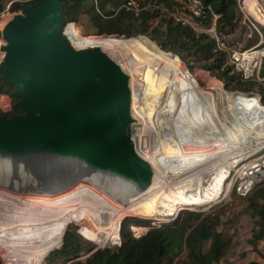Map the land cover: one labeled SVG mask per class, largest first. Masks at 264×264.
<instances>
[{
    "label": "bare ground",
    "instance_id": "obj_1",
    "mask_svg": "<svg viewBox=\"0 0 264 264\" xmlns=\"http://www.w3.org/2000/svg\"><path fill=\"white\" fill-rule=\"evenodd\" d=\"M262 10L252 11L256 23L264 24ZM98 36L96 42H100ZM103 49L120 56L126 62L120 63L125 71H133L132 109L139 114L135 125L142 128H137L134 139L138 149L145 140L143 129L153 133L157 143L152 152L142 155L154 167L155 176L149 187L140 189L77 163L58 161L38 164L48 171L54 168V174L60 169L38 184L36 180L11 183L9 176L0 175L10 180L0 181V207L9 211L0 213L4 219L0 220V242L21 264H39L60 225L71 218L93 223L94 228L80 229L87 239L117 243L120 222L128 214L161 217L171 215L178 206L210 202L224 190L231 170L264 148V106L258 107V94L235 93L229 100L233 109L220 114L218 97L190 86L176 59L149 64L132 45ZM148 49L152 51L151 46ZM125 52L131 60L124 57ZM9 165L0 163V174H12L19 166L12 164L13 170Z\"/></svg>",
    "mask_w": 264,
    "mask_h": 264
},
{
    "label": "water",
    "instance_id": "obj_2",
    "mask_svg": "<svg viewBox=\"0 0 264 264\" xmlns=\"http://www.w3.org/2000/svg\"><path fill=\"white\" fill-rule=\"evenodd\" d=\"M65 11L63 0H35L3 28L0 79L23 112L0 116V163L40 182L60 169L38 164L77 163L145 189L155 169L134 139L130 75L99 45L76 48Z\"/></svg>",
    "mask_w": 264,
    "mask_h": 264
},
{
    "label": "trees",
    "instance_id": "obj_3",
    "mask_svg": "<svg viewBox=\"0 0 264 264\" xmlns=\"http://www.w3.org/2000/svg\"><path fill=\"white\" fill-rule=\"evenodd\" d=\"M10 1L12 0H0V11ZM140 1L158 5L160 8L177 4V0ZM203 1L206 5H210L215 13L220 15L219 25L222 29L232 30L235 27L239 19L236 0ZM63 2L66 8L65 15L68 20L65 31L71 42L73 41L71 37L73 34L72 36L77 44L86 43L89 45L88 47L92 46L89 43L88 36L79 32L80 26L76 23L80 22L81 15H86L89 22L97 29L98 34H119L131 38L108 41L107 43L110 46L115 44L132 45L137 48L145 59H149L154 50L150 52L148 46L143 47L147 43H153L147 40L149 39L159 45L162 50L177 54L178 56L165 52V54L156 53L165 62L171 58L176 59L180 64L176 63L182 69L190 86H192V81L186 73V66L188 64L192 66L193 62L199 63L202 61L204 67L218 75L229 91H253L250 88H255L256 86H260L261 90L263 88L259 82H244L237 75H229L227 70L221 71L223 57L212 51L213 44L207 37L195 35L188 28L174 24L171 21L167 22L165 27V17L161 18L159 25L151 28L153 18H159L158 16L161 15L160 8L144 11L142 15L135 17L124 10L115 14V10H112V8H117L120 3L113 0H63ZM110 2H113L111 9L107 7ZM22 5V3L13 2L11 9L13 11L19 10ZM154 46L160 50L155 44ZM75 47L79 48L78 46ZM182 59L185 60L187 65ZM213 82L218 98L226 99L220 96L234 93L225 91L221 81L214 80ZM0 87L8 90L12 88V97L15 101L11 111L5 112L0 109V116L3 114L11 116L16 113H22L23 111L18 104L19 98L15 95L14 88L4 83L1 79ZM206 92L216 96L211 91L206 90ZM232 98L233 96L227 99L230 100ZM245 212L254 218L255 227L250 239H248V243L256 248L259 242L264 239V185L255 189L248 197ZM229 220H233L232 217H229ZM133 223L150 225L148 221L136 218L125 219L120 228V246L115 249L110 247L99 248L83 259L80 257L82 256L84 245L86 242L89 244V242L76 230L69 228L64 233L68 223H62L58 234L53 239L52 245L42 252L41 258L54 247L60 245L62 236L61 247L51 253L50 258L54 259L58 256H64L68 261L73 260L69 264H221L223 253L227 248L224 233L218 230V225L221 221L220 216L217 214L212 216V214H205L204 212L184 210L173 222L162 224L159 227H151L140 238H135L131 232L130 226ZM7 254L14 260L12 254ZM241 254H245V252ZM0 264L2 263L0 262Z\"/></svg>",
    "mask_w": 264,
    "mask_h": 264
},
{
    "label": "rangeland",
    "instance_id": "obj_4",
    "mask_svg": "<svg viewBox=\"0 0 264 264\" xmlns=\"http://www.w3.org/2000/svg\"><path fill=\"white\" fill-rule=\"evenodd\" d=\"M259 5L262 7L259 8ZM260 9L261 10L264 9V0H250L251 21L253 24H255L259 28V30L264 35V24L258 23V22L256 23L255 17L252 14V11H258L259 12ZM167 22H169V21L166 19V23L164 25L165 27L167 26ZM76 23L79 24V26H80L78 29L79 32L86 34L88 36L89 43L92 46L99 45L100 47L103 48V47L108 45V43H107L108 41L131 39V38L125 37L123 35L107 36V35L102 34L103 36H100V34H98V32H97V29L89 22V19L86 15H81L80 16V22H76ZM160 23H161V18L160 17L159 18L154 17L152 22H151V28L159 25ZM164 26H163V28H164ZM70 33H72V32H70ZM96 34L99 35L97 37V39H99L100 42H96L94 40V38L96 37ZM72 35H71V37L73 38L72 42H73L74 46H78L79 48H87L89 46L86 43L77 44L76 40H74V37ZM142 36H144V35H142ZM260 39H261L260 33L257 32L256 30H254L251 33L250 45L258 42ZM147 40L153 42L161 50L160 51V50L156 49L153 43H147V44L143 45V47L151 46L155 52L154 53L151 51L152 55L149 57V59H146V61L149 64L156 63L157 61H159L161 64H167L163 60V58L156 53L163 54L165 52L167 54H175L172 52H166V51L162 50L154 41L149 40V39H147ZM128 54L129 53H126V55L124 57L129 58ZM110 55L115 60H117L118 62L123 63V64L126 63L123 59H121L120 56H117L116 54H113V53ZM176 56H178V55H176ZM182 60L185 62L184 59H182ZM185 65H187V63ZM186 69H187L186 73L188 74V76L190 77V79L192 81V86L198 92L208 94V95H212L209 92H206V90H207V91H211V92L215 93L217 96V91L213 87V84H214L213 81L218 80V81L222 82V80L218 77V75H216L215 73H213V72L209 71L207 68H205L204 63L202 61L199 63L193 62L192 66H190L188 64L186 66ZM261 73L263 76L264 75V66L262 68ZM132 74H133V71L129 73L130 81H131ZM261 85L263 87L262 90H261L260 86H256L255 88H250V90L251 89L253 90L252 92L258 93L261 96L260 103L257 102L258 107L264 106V83ZM222 86H223V89L225 91H228L229 93L235 92V91L227 90L223 82H222ZM9 89L10 90L0 87V106L4 107L7 104H8L7 108L14 106L15 101L12 97L13 96L12 95L13 94L12 88H9ZM234 94L235 93H231L230 95L220 96V97H224L226 99L218 98V106H219L220 114L226 113L227 112L226 109L227 110H231L230 108L233 109V106H231V103H229V100L227 98L234 96ZM250 99H252L253 101H256V97L254 95H250ZM4 103H7V104H4ZM146 113H147V111H146ZM132 114H133L134 118H137L139 116L136 109H132ZM134 127H135L134 134H137L136 130H137V128H141V126L134 124ZM142 136L144 137L143 140L144 139L145 140H144V143L138 144V151L141 154H146L147 152H152L154 145H156V143H157L156 139H153L154 138L153 133L149 129H143ZM145 142L146 143L148 142V143L146 144ZM250 154L251 155L248 158L244 159V161H241L239 164H237L231 170L232 174H231L230 178L228 179V181L226 182V184L224 186V190L222 191V193L220 195H217L213 199H211L210 202L204 203L202 205L200 204V205L178 206L177 209L171 215L161 216V217L160 216H157V217L156 216H145V214H143L141 212L140 213H133L132 215L128 214L121 220L120 224L122 225V222L127 218H136V219L148 221L150 223V225H146V226H151V225H153L152 223H154V225L156 224V226L159 224L161 226L162 224H167V223L173 222L177 218V216L184 210L204 212L205 214H212V216L217 214L220 216V221H221V223L218 225V230L221 231L222 233H224L225 243L227 246V248L225 249V251L223 253V258H222L221 264H264V239L261 242H259V245L256 248L252 247L250 245V243H248V241H249L248 239H250V235L253 233V229L255 227L254 218H252L250 215H248L245 212L246 201H247L248 197L243 198V197L239 196L235 192L234 186H233V178H234L235 171L238 168H240L241 166H243L249 162H252L255 159L260 158L262 155H264V148L258 150L257 152L253 151ZM0 175H6V177L9 176L11 179V183H13V182H15V183L20 182L21 183L22 181L25 182V180L26 181L30 180V182H31L32 180H36V176L34 175V173L30 170L27 171L26 169L14 170L12 172V174L10 172L3 174V172H2ZM6 177L2 176L0 178V181L5 180L7 182L8 179H6ZM8 181H10V180H8ZM38 182L39 181L36 180L35 183L38 184ZM230 184H232V187L229 186ZM263 185H264V181L258 187L263 186ZM1 189L2 188H0V191H1ZM2 196H4V195L2 194ZM1 212H4V215L9 213V211H5L2 209V207H0V213ZM229 217H232L233 220H229ZM0 220L4 221L3 218H0ZM65 223H68L65 232L69 228L76 230L86 241L89 242V244L86 242V244L84 245V250L82 252V256L80 257L81 259L87 257L89 254H91L92 252H94L95 250H97L99 248L110 247V248L115 249L118 246H120V244H121V241H118V240H117V243H116V241L112 242L111 240H108L106 243H99V242H94V241H91L90 239H87L85 236H83L81 234V230H80L82 227H84V225H88V226L94 228L93 223L87 219L78 220L77 218H71L69 220V222L67 221ZM0 224H3V223L0 222ZM141 226H145V225H141ZM119 236H120V231H119ZM62 239H63V236H62ZM62 239H61V243L59 246L54 247L43 258L40 259L39 264H67L70 262L64 256H58L54 259L50 258L51 253H53L54 251H56L57 249H59L61 247L62 242H63ZM243 252H245V254H241ZM0 262L2 264H6V263L7 264H21L19 261L13 260L9 257V254H7L6 247L4 245H2L1 242H0Z\"/></svg>",
    "mask_w": 264,
    "mask_h": 264
},
{
    "label": "built area",
    "instance_id": "obj_5",
    "mask_svg": "<svg viewBox=\"0 0 264 264\" xmlns=\"http://www.w3.org/2000/svg\"><path fill=\"white\" fill-rule=\"evenodd\" d=\"M115 1L120 3L117 8H112V10H115V14L124 10L133 14L135 17H139L144 11L160 8L158 5L144 3L140 0ZM236 1L239 19L232 30H224L220 27V15L215 13L212 7L206 5L203 0H177V4L171 7H161V15L158 17H165V19L174 24L188 28L195 35L205 36L211 40L213 44L212 51L223 57L220 68L221 71L227 70L229 75H237L244 82L256 81L263 84L264 75L262 76L261 71L264 66V35L251 21L250 0ZM13 2H19L24 5L34 2V0H12L0 11V66L4 61V51L2 47L6 43L2 34L3 28L21 9L13 11L11 9ZM254 30L260 33L261 39L250 45L251 33ZM241 92L246 94H258L252 91ZM259 97L261 99L260 95ZM7 105L4 107L0 106V109L5 112L11 111L13 106L7 108ZM245 166L247 167L243 169ZM231 174L230 172L227 176L225 184ZM263 181L264 155L238 168L234 174L233 186L235 192L239 196L247 198ZM229 186L232 187V184ZM152 224L151 226L133 224L130 226L131 232L135 238H140L151 227L160 226V224L157 226L156 224L154 225V223ZM119 241H121V239Z\"/></svg>",
    "mask_w": 264,
    "mask_h": 264
},
{
    "label": "crops",
    "instance_id": "obj_6",
    "mask_svg": "<svg viewBox=\"0 0 264 264\" xmlns=\"http://www.w3.org/2000/svg\"><path fill=\"white\" fill-rule=\"evenodd\" d=\"M114 2H115V0H113ZM112 4H113V2H110V3H108L107 4V7L109 8V9H111L113 6H112ZM152 48V47H151ZM153 50V49H152ZM150 51V50H149ZM151 52V51H150Z\"/></svg>",
    "mask_w": 264,
    "mask_h": 264
}]
</instances>
